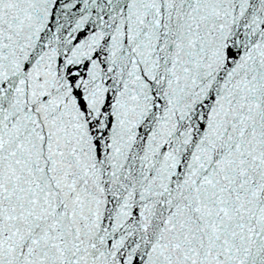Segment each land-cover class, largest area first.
I'll list each match as a JSON object with an SVG mask.
<instances>
[{"label":"snow or ice","instance_id":"snow-or-ice-1","mask_svg":"<svg viewBox=\"0 0 264 264\" xmlns=\"http://www.w3.org/2000/svg\"><path fill=\"white\" fill-rule=\"evenodd\" d=\"M0 264H264V0H0Z\"/></svg>","mask_w":264,"mask_h":264}]
</instances>
